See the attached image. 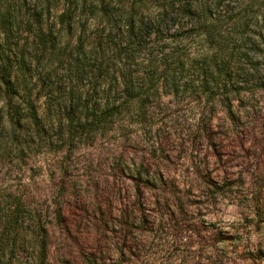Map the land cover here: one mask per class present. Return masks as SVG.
<instances>
[{"label":"rangeland","instance_id":"374dc122","mask_svg":"<svg viewBox=\"0 0 264 264\" xmlns=\"http://www.w3.org/2000/svg\"><path fill=\"white\" fill-rule=\"evenodd\" d=\"M63 1L42 12L44 26L55 24ZM202 1L227 24L243 10L264 20V0ZM42 2L0 0L5 54L25 43ZM77 87L92 88L84 79ZM202 90L187 77L141 119L125 116L72 142L58 129L38 142L0 112V194L40 217L45 264H264V88L233 98V120L221 95L205 103ZM185 225L191 232L178 230Z\"/></svg>","mask_w":264,"mask_h":264},{"label":"trees","instance_id":"16d2710c","mask_svg":"<svg viewBox=\"0 0 264 264\" xmlns=\"http://www.w3.org/2000/svg\"><path fill=\"white\" fill-rule=\"evenodd\" d=\"M55 2L32 12L11 57L0 49V112L10 129L22 126L38 142L52 129L72 142L111 131L125 116L141 119L150 101L177 95L187 77L205 103L222 96L229 120L234 97L264 88V20L254 12L227 24L202 0H64L55 24L44 26L42 12ZM83 79L91 92L77 87ZM46 238L21 198L0 194V264H45Z\"/></svg>","mask_w":264,"mask_h":264}]
</instances>
